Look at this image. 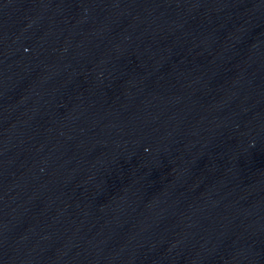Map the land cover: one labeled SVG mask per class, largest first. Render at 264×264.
Wrapping results in <instances>:
<instances>
[{
    "label": "water",
    "instance_id": "water-1",
    "mask_svg": "<svg viewBox=\"0 0 264 264\" xmlns=\"http://www.w3.org/2000/svg\"><path fill=\"white\" fill-rule=\"evenodd\" d=\"M0 264H264V0H0Z\"/></svg>",
    "mask_w": 264,
    "mask_h": 264
}]
</instances>
